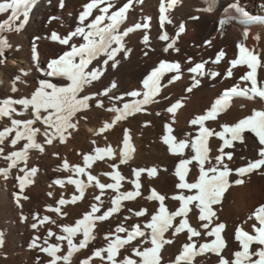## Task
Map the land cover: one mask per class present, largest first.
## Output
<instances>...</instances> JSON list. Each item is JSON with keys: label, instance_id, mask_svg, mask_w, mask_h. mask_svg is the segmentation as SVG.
Returning a JSON list of instances; mask_svg holds the SVG:
<instances>
[{"label": "bare ground", "instance_id": "bare-ground-1", "mask_svg": "<svg viewBox=\"0 0 264 264\" xmlns=\"http://www.w3.org/2000/svg\"><path fill=\"white\" fill-rule=\"evenodd\" d=\"M125 1L114 0L113 2L116 6H120ZM87 2L88 0H64L65 6L61 8L60 0H36L29 12V20L22 30L0 32V37L7 39L11 45L8 48L11 55L18 54L17 61H8V59L0 63V99L9 96L14 99L30 96L38 85V81L46 78L44 73L49 61L68 50V46L61 45L58 41L51 39L52 33L65 36L74 31L79 25L78 16L82 11V6ZM160 2L161 0H143V3L135 0L133 2L127 19L121 25V30L135 23L145 22L147 17L151 18L146 21L149 23V28L147 30L138 29L125 38L126 46L132 51L127 56L123 53L119 54L117 58L120 63L115 68L110 66V61L103 77L88 86L86 92L101 91L115 81L117 88L112 90V95L120 96L124 93L138 91L141 92V96H125L124 102L142 99L144 91L142 82L153 69L159 67L161 61L178 62L181 68L180 78L169 84V80L177 73L168 72L161 80V83L166 87L162 89L153 103L145 106L146 111L119 122L104 134L97 135V132L103 122L114 118L115 114L106 110L112 102L106 97H102L105 108L101 109L96 108L95 102L92 101L93 106L90 110L80 114L78 129L73 131L65 143L54 141L51 145H45L43 152L30 150L27 164L22 163L20 168H36L38 171L31 178L33 182L26 185L22 193L18 187L17 177L23 173L19 168L10 169L6 178L0 174V232L3 233L4 238L3 246L0 247V264H41V262L47 264L50 258L46 253L40 252L39 248L29 247L34 237L40 238L38 243L42 246L45 239L50 244L60 243L61 252L66 254L67 241L58 242L56 240V236L63 234L62 226L74 225L84 213L91 211L90 206L93 203L100 208L97 215L112 206L110 201L116 194L115 191L105 189L104 194L101 195L100 189L93 182L85 188L82 199L74 204L68 203L60 206L61 213L49 210V206L56 207L57 201L61 198L70 201L74 194L79 195L76 186L68 182L69 176L87 184L86 174L77 175L64 169L63 161L67 160L69 165H83L82 154H93L96 147L104 148L111 145L116 150V156L114 158L106 156L103 161H95L87 171H91L103 183H113L112 178L103 175V173L114 171L110 165L118 164L119 167L116 170L125 177L121 182L120 191L122 192L134 190L132 181L136 179L133 174V170L136 168L155 167L157 175L150 177L147 172L143 173L140 178L141 196L131 201H123V207L118 213L113 214L105 221L95 222L92 231L95 239L89 242L88 247L73 254L71 264H80V261L90 256L94 249L106 247L105 236L110 232L115 233L118 225L129 227L139 223L143 227L150 219L151 214L158 211L160 206L159 201L147 199L150 189L154 188L167 197L164 204L169 211H174L179 207V201L171 198L180 191L176 187L179 182L175 175L176 166L181 158H190L194 153L190 147L184 149L182 156L171 153L162 139L164 135L169 134L165 125H171L173 129L171 135H174L177 140L186 139L189 135L195 138L198 126L191 125L190 121L195 116L203 114L225 89L237 84L245 86L247 82L241 81L240 77L248 71L246 65L233 68L231 78H226L225 72L230 67L229 62L236 58L239 50L238 44L241 42L249 49L264 53V24L257 22L245 26L239 24L236 17L226 19L230 14L228 5L237 3L253 13L264 15V0H211V4L210 0H177L174 7L166 12L167 18L171 22L165 21L163 26L159 20ZM165 3L167 4V0ZM209 8L211 10H208ZM9 13H0V21L6 19ZM94 14L99 13L94 10ZM51 16H54L53 20ZM91 19L92 17L89 18V20ZM245 29L248 30L247 39L244 38ZM165 33L169 37L167 41L160 39V36ZM177 33H179L178 37ZM144 35L149 37L147 44L143 42ZM257 36L260 39H257ZM172 40H175L174 47L165 52L164 49ZM73 42L79 44L83 42V39L75 37ZM35 43L37 44L35 47L37 59H33ZM221 49L225 51V57L220 63L213 64L212 61L215 60ZM198 62H206L203 75L189 71ZM93 64L96 65V62L94 61ZM213 71L220 75L212 77L210 73ZM17 76H20L21 80L16 81L15 86L18 88V92L13 93L11 88ZM193 77L199 79L200 84L188 92L187 88L192 86ZM258 80L264 81V68L258 69ZM54 82L63 84L65 81L56 78ZM177 100L181 101L182 106L173 116L167 112V108ZM116 103L117 106L122 107V102ZM242 105L243 107H241ZM15 107L17 108L15 118H31L30 113L24 111L22 106L16 105ZM261 108H264V100L259 98H232L231 106L227 111L221 113L216 121H207L206 126L219 131L220 124L236 122L251 114L253 109ZM9 123L7 118L0 119V130ZM36 126L40 127L41 125L37 123ZM124 129L129 130L130 143L134 151L128 163L120 164L119 150L123 147ZM244 135L245 142L243 144L235 142L234 149H226V151L234 152V159L230 163L233 168L239 167L245 162L240 159L241 156L246 159L257 156L258 139L251 132H246ZM39 140L43 143V137H39ZM22 143L14 148L8 141L5 151L17 150L22 146ZM221 143L222 141L216 137L209 139V146L212 149L210 156L214 157L218 154L217 148ZM8 163L3 156H0V168H7ZM189 168L187 178L191 182L198 178L199 168L195 166V162ZM238 178L233 174L229 180L231 182ZM57 180H62L63 184L55 183ZM18 193L21 197L19 205L16 203ZM49 193L52 195L50 196ZM96 195H101L100 201L94 200ZM24 196H27L28 199H23ZM261 204H264V173L261 172H254L246 176L241 185L232 183L224 193L221 204L215 206L218 210L219 221L226 224L222 234L227 241L224 255L231 257L234 251L240 250L239 242L234 239L235 229L238 226H243L245 230H250L254 221L249 220V217ZM129 209L133 211L130 212ZM140 209H147L148 214L144 217L135 216L134 212ZM62 213H67V215ZM44 216H49L56 223L53 224L50 221L39 223V220ZM189 216L190 223L193 226H198L196 214L190 213ZM178 220L179 218L174 223H178ZM33 223H37V228L31 227ZM49 229L56 235L49 237ZM119 235L124 236L125 234L120 233ZM165 236L171 238L170 232ZM80 239H83L82 232L73 238L74 244H78ZM173 239L174 242L171 245H166L162 250L165 264L174 259L181 250L182 244L186 242V235L181 233ZM194 239L199 244L212 238ZM143 246L145 245H141V247ZM128 254L124 249H121L122 256ZM92 264H102V262L99 258H94ZM194 264H217V257L214 254L197 256Z\"/></svg>", "mask_w": 264, "mask_h": 264}, {"label": "snow or ice", "instance_id": "snow-or-ice-1", "mask_svg": "<svg viewBox=\"0 0 264 264\" xmlns=\"http://www.w3.org/2000/svg\"><path fill=\"white\" fill-rule=\"evenodd\" d=\"M35 2L36 0H0V13L10 12L6 19L0 21V32L22 30L29 20V12ZM137 2L143 3V0H137ZM176 2L177 0H167L166 4L165 0H161L159 7L161 26L165 21L171 22L168 20L166 12L174 7ZM64 6V0H60V7L63 8ZM132 6L133 0H126L120 6H116L113 0H88L82 6V11L78 16L79 25L74 31L65 36H60L55 32L52 33L51 39L58 41L61 45L68 46V50L49 61L47 70L44 73L46 78L38 81V85L30 96H23L18 99L9 96L0 99V119L7 118L10 122L0 130V156H3L9 162L7 168H0V174H3L6 178L10 169L19 168L20 172L23 173V175L17 177L20 193L23 192L26 185L33 182L31 178L38 171L36 168H20L22 163L27 164L30 150L43 152L45 145H51L54 141L65 143L71 137L73 131L78 129L80 114L90 110L93 106L92 101L95 102L96 108L101 109L105 108L102 97H106L112 102L106 110L114 113V118L103 122L97 132V135L104 134L119 122L146 111L145 106L153 103L162 89L166 87L161 83L165 73H177L169 80V84L180 78L181 68L178 62L161 61L159 67L153 69L143 80L142 99L124 102L125 96H141V92L138 91L124 93L120 96L112 95V90L117 88L115 81L101 91L86 92L88 86L103 77L110 61V66L115 68L120 63L117 58L118 55L123 53L127 56L132 51L126 46L125 38L138 29L147 30L149 28V23L146 21L151 18L147 17L145 22L135 23L121 30V25L127 19L128 11ZM234 7L235 11L239 13L242 23L248 24L257 20L242 7L238 5H234ZM22 8L23 11H21ZM94 10L98 11L99 14H94ZM208 10H211V8ZM90 17H92L91 20H89ZM260 22H264V19H261ZM181 30L183 29L181 28ZM178 36L179 33H177ZM75 37H81L83 42L74 43L73 39ZM247 37L248 30L245 29L244 38L247 39ZM256 38L260 39L259 36ZM160 39L167 41L169 37L165 33L160 36ZM148 41V35H144L143 42L147 44ZM174 45L175 40H172L164 51L167 52ZM10 47L11 45L7 39L0 37V58L4 57L5 50ZM238 49L239 55L229 62L230 67L226 70L225 77L231 78L233 68L238 65H246L248 71L240 77L241 81L247 82L245 86L240 87L237 84L225 89L203 114L195 116L190 121L191 125L198 126V134L195 138L189 135L186 139L177 140L174 135H171L173 132L171 125H165L169 134L164 135L162 139L171 153L182 156L184 149L188 147L194 153L190 158H181L176 166L175 175L179 181L176 187L180 191L171 198L179 201V207L174 211H169L164 204L167 197L154 188L150 189L147 199L160 202L158 211L151 214L150 219L143 227L139 223L129 227L118 225L115 233L110 232L105 236L106 247L94 249L90 256L80 261V264H92L94 258H99L102 264H105V262L106 264H165L162 250L166 245H171L174 242L173 238L181 233L186 235V242L182 244L181 250L175 258L168 261V264H194L197 256L206 254H214L217 257V264H264V204L259 205L252 216L249 217V220L254 221L250 230H245L243 226L236 227L234 239L239 242L240 250L234 251L231 257L223 254L227 248V241L222 235L226 224L219 221L218 210L215 207L221 204L224 193L232 183L241 185L244 183L246 176L254 172L264 173V108L253 109L251 114L236 122L220 124L219 131L206 126L207 121H216L221 113L227 111L231 106L233 97L264 100V81L258 80V69L264 68V53L249 49L243 42L238 44ZM176 50L178 51V49ZM33 53V59H37L35 45L33 46ZM225 55V51L221 49L212 63H220ZM94 61L96 65L93 64ZM0 63H3L2 59H0ZM205 63H196L195 67L189 69V71L203 75ZM210 75L216 77L220 73L213 71ZM56 78L65 82L63 84L56 83L54 82ZM20 80V76L14 79L11 88L13 93L18 92L15 85L16 81ZM199 84L200 80L193 77L192 86L187 88V91L191 92ZM116 102H122V107L117 106ZM16 105L22 106L24 111L29 112L31 118H15L17 114ZM181 106V101L177 100L167 108V112L174 116ZM37 123L41 126H36ZM246 132L253 133L258 139L257 156L252 159L241 156L240 159L245 162L241 166L233 168L230 163L234 159V152L226 151V149H234L235 142L243 144ZM39 137H43V143L40 142ZM212 137L222 141L217 148L218 154L214 157L210 156L212 149L209 146V139ZM130 139L129 130L124 129L123 147L119 150L120 164H126L131 159L130 154L134 151V148L131 146ZM8 141L14 148L20 145L21 142L23 143L17 150L6 152V142ZM93 144H95V141H93ZM106 156L112 158L116 156V150L111 145L104 148L96 147L93 154H82L83 165H69L67 160L63 161L62 167L64 169L77 175L86 174L87 184L80 179H73L69 176L68 182L76 186L79 195L74 194L70 201L61 198L57 201L56 207L49 206L50 211L61 213L60 206L68 203L74 204L82 199L85 188L93 182L100 189L101 195L104 194L105 189H112L116 194L110 201L112 206L102 214L97 215L100 208L93 203L90 206L91 211L84 213L82 218L76 220L74 225L62 226L63 234L56 236V240L58 242L67 241L66 254L61 252L60 243L50 244L45 239L42 246L38 243L40 239L38 236L33 238L29 247L39 248L40 252L46 253L50 258L47 264H71L73 254L88 247L89 242L95 239L92 234L95 222L105 221L113 214L118 213L123 207V201H131L141 196L140 178L143 173L147 172L150 177L157 175V168L155 167L136 168L133 170L136 178L132 181L134 190L122 192L120 191L121 182L125 177L116 170L119 167L118 164L113 163L110 165L114 171L103 173V175L111 177L113 183H103L91 171H87L92 163L97 160L103 161ZM193 162L199 168V176L190 182L187 174L190 171L189 166L193 165ZM233 174L239 178L230 182L229 177ZM55 183L62 185L63 181L57 180ZM49 195L51 196L52 193H49ZM101 195L94 196V200L100 201ZM20 198L18 193L16 197L18 205L20 204ZM23 199L26 200L28 197L24 196ZM129 211L133 210L129 209ZM190 213L196 214L198 226H193L190 223ZM62 214L67 215V213ZM147 214V209L134 212L137 217H144ZM22 218L27 219L26 217ZM177 218H179L178 223H174ZM49 221L53 224L56 223L49 216H44L39 220V223L43 224ZM31 227L33 229L37 228V223H33ZM81 232L83 239H80L78 244H74L73 238ZM169 232L171 238L165 236ZM120 233L125 235L121 236ZM55 235L50 229L48 230L49 237ZM204 237L212 239L199 244L194 239H203ZM3 243V233L0 232V247L3 246ZM141 245L145 246L141 247ZM121 249L129 254L122 256Z\"/></svg>", "mask_w": 264, "mask_h": 264}, {"label": "rangeland", "instance_id": "rangeland-1", "mask_svg": "<svg viewBox=\"0 0 264 264\" xmlns=\"http://www.w3.org/2000/svg\"><path fill=\"white\" fill-rule=\"evenodd\" d=\"M0 59H2L3 61H7L8 59H9L8 61H17L18 60V54L16 53V56H12L11 51L9 49H6L5 53H4V57L0 58Z\"/></svg>", "mask_w": 264, "mask_h": 264}]
</instances>
